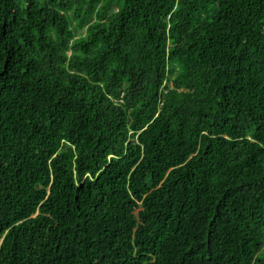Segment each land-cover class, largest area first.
Instances as JSON below:
<instances>
[{
  "label": "trees",
  "instance_id": "16d2710c",
  "mask_svg": "<svg viewBox=\"0 0 264 264\" xmlns=\"http://www.w3.org/2000/svg\"><path fill=\"white\" fill-rule=\"evenodd\" d=\"M0 264H264V0H0Z\"/></svg>",
  "mask_w": 264,
  "mask_h": 264
}]
</instances>
